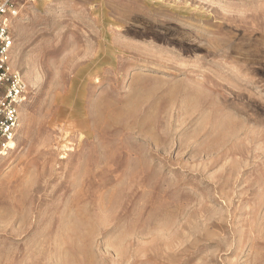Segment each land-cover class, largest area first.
I'll return each mask as SVG.
<instances>
[{"label":"rangeland","instance_id":"374dc122","mask_svg":"<svg viewBox=\"0 0 264 264\" xmlns=\"http://www.w3.org/2000/svg\"><path fill=\"white\" fill-rule=\"evenodd\" d=\"M13 1L0 264H264V0Z\"/></svg>","mask_w":264,"mask_h":264},{"label":"built area","instance_id":"2783aa9c","mask_svg":"<svg viewBox=\"0 0 264 264\" xmlns=\"http://www.w3.org/2000/svg\"><path fill=\"white\" fill-rule=\"evenodd\" d=\"M17 14L13 0H0V160L13 151L10 144L16 141L28 97V86L11 63L14 40L10 24Z\"/></svg>","mask_w":264,"mask_h":264},{"label":"bare ground","instance_id":"6f19581e","mask_svg":"<svg viewBox=\"0 0 264 264\" xmlns=\"http://www.w3.org/2000/svg\"><path fill=\"white\" fill-rule=\"evenodd\" d=\"M94 80L96 81L97 79H94ZM21 114H22V110H21ZM105 118H107V117H105ZM118 119H120V118H114L115 121H117ZM112 121H113V119H112ZM10 145H11V148H13V150H14L15 146H16V141L15 142H11ZM93 220H95V219H93ZM95 222L96 223H92V221L91 222L87 221V220H85L84 217H81L80 214L78 215V214L74 213V215H72L70 217V219L68 220L67 225H65L66 226L67 237H66V240H64V241L65 242H70L71 245L76 244V243H78L80 241L85 243L84 241H87L96 232V224L97 223H98L97 225L100 228H104V227L108 226L112 222V220L110 218H108V217H105V218H98L97 221H95Z\"/></svg>","mask_w":264,"mask_h":264}]
</instances>
